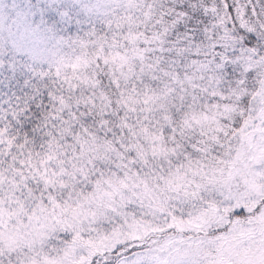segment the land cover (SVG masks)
<instances>
[{
    "label": "snow or ice",
    "instance_id": "6c2138e0",
    "mask_svg": "<svg viewBox=\"0 0 264 264\" xmlns=\"http://www.w3.org/2000/svg\"><path fill=\"white\" fill-rule=\"evenodd\" d=\"M0 264H264V0H0Z\"/></svg>",
    "mask_w": 264,
    "mask_h": 264
}]
</instances>
